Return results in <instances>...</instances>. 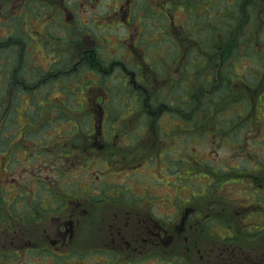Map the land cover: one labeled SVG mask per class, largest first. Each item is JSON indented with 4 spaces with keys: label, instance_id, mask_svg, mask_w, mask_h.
Returning <instances> with one entry per match:
<instances>
[{
    "label": "flooded vegetation",
    "instance_id": "flooded-vegetation-1",
    "mask_svg": "<svg viewBox=\"0 0 264 264\" xmlns=\"http://www.w3.org/2000/svg\"><path fill=\"white\" fill-rule=\"evenodd\" d=\"M18 1L19 4L12 0L0 2V40H8V45L0 50V53H6V58H9L3 63L0 62V68L3 65L1 69L6 75L12 71L15 72V67L21 63L22 53L14 54V51L22 49L23 52H27L25 48L28 45V42L24 40L27 31L23 29H21L23 44L20 46L17 43H14L15 46L9 44L12 39L21 43L18 36L14 34L16 30L13 23L16 20L28 18V11L34 9L33 6L40 5L37 0ZM117 1L119 4H126V8L125 16L120 22L114 20L111 14L107 16L115 21V25L125 28L132 24L135 26L139 18L143 25L149 21L150 24L155 25L153 22L155 17L156 25L164 30L162 38L170 37L168 42L161 43L164 53L161 62L166 67L160 71H168L171 80L161 81V83L167 88V92L175 97L170 104H173V107L178 109L177 112L181 113V115L172 116L174 127L170 133L189 134L193 127H197L192 123H198L200 115H195L196 113L193 112H201L202 101L205 104L207 98L212 100L209 103L212 104L222 101L225 94L232 96L234 102L232 106L237 107V114L231 116L235 121L232 119L226 123L239 124L244 121L249 124L251 122L248 120L251 116L240 115L241 106L244 109L246 107V111L250 107V112L255 109L262 111L261 108L264 106V35L262 34L264 32V0H155V8L151 7L146 0ZM143 3L148 6H143L142 14H138V11L142 9L140 5ZM85 4H89V1L80 4L82 9ZM92 4L91 12L104 3L103 0H92ZM42 5L51 7L47 4ZM53 9L56 8L53 7ZM135 9L136 16L132 12H135ZM53 17H56V12ZM94 17L96 16L92 18ZM95 24H98V21ZM199 27L207 28V34L201 37L203 30ZM173 28L178 32L173 33ZM141 36L140 30L133 42L130 40V45L123 42L120 46L130 49L129 53H134L133 47L136 46L139 49L138 39ZM35 37L42 36L31 37V40L36 41ZM95 37L98 44L96 48L104 49L103 42L107 44V40L103 36ZM51 49L58 58H50L47 61L48 68L37 65L31 60L25 64L27 67L25 72L32 70L37 79H45L43 86L48 88L53 86L67 90L79 82L80 85L76 89L85 97V106L90 107L84 109L82 104H78L82 108L79 116L81 121L78 120L77 124H73L70 130H61L63 135H55L57 131L46 132L45 129V124L54 123L59 117L51 116V119L47 120L42 116L39 124L45 132L32 131L36 123L31 120L21 131L4 136L9 148L6 159L22 148L23 154L29 158L28 165L31 164V168L25 169L26 167L23 166L25 163H19V166L22 165L24 172L27 171L26 176L30 173L33 175L25 179L22 177V181L18 179L20 177L18 172H16L18 175L16 178L15 172L7 174L4 181L12 183L13 186L15 183L18 185L15 189L16 194L11 198H28V202L25 201L23 206H29V203L35 202L33 198H48V202H45L46 206L39 205L45 210L38 222H46L50 214L55 226L53 225L51 233L46 231L45 226L41 227V232L34 237V230L28 228L24 222V216H20V220L25 227L16 218L23 206L16 210V215L15 212L10 213L5 208L3 213L8 218L1 221L3 227L0 230L5 239L0 242V264H264V226L261 228L248 226L249 224L245 223L247 218L244 212L234 211L237 218L230 223L229 234L223 237L216 235L217 243L204 242L203 235L206 230L203 223L208 216L202 214V210L197 206L202 205V202L206 205L207 198H215L208 194L212 195L213 191H217L220 183L226 178L225 175L206 168L199 162H196L198 167L193 166L189 155L177 158L174 160L175 164L161 163L164 165L161 175H165L164 172L168 170L176 171L173 174V186L179 187L186 179L192 180L196 177V172L191 173L192 167H195V171L201 169L200 175L210 180L209 186L207 184L204 187L205 190L191 189L189 198L177 200L178 210L162 221L156 220L154 210H151L155 208V194L152 190L142 188L141 180H139L140 184L130 183L129 179L134 176L144 178L153 176L155 160H165V153L168 150L159 146L162 138L155 140V130L158 132L162 130L158 122L161 116L158 113L155 116V107L159 110L160 106L168 105L160 91L154 97L151 95V90L147 89L146 85L152 81L151 76L148 79L144 73L139 75V72L127 68L128 63L124 59L113 61L107 53L104 60L100 56L99 59L95 49L75 53L72 61L62 67L60 52L56 48L51 47ZM140 51L143 50L140 49ZM137 58L139 59L137 56H128L131 65L141 70ZM166 60H170V64H167ZM68 66H71V69L63 71ZM181 67L184 68L182 71H180ZM43 71L46 72L45 75L39 77L38 72ZM93 75L96 77L93 78ZM112 76H119L123 82L122 87L126 88L125 95L137 107L149 108L150 114L136 116L144 118L140 124L132 118L129 121L130 129L126 132L117 131L109 134L104 127L111 121L108 115L103 114L105 110L103 106L108 101L106 99V92L109 90L107 81ZM182 76L189 78L193 76L199 79V87L196 90L184 89L175 94L183 80ZM57 79L59 81H56ZM28 82L29 80H24L22 84L29 86ZM227 84L228 87L225 88ZM40 88L44 91L42 87ZM25 92L30 95V101L32 96L30 89ZM151 99L154 104H151ZM151 107L154 110L151 111ZM97 109L103 111L99 115L96 130H94ZM227 116L229 115L217 117ZM259 118H264V113ZM87 119L89 130H83L82 124ZM137 126L138 129L134 130ZM110 128L114 126L110 124ZM236 128L238 129L239 125H236ZM29 136L35 140L29 142ZM15 137L18 139L16 140ZM15 158H18L16 154ZM39 160L44 162L41 164ZM94 166L101 168L95 171ZM43 167H47V171ZM78 167L83 169L80 172L83 179L79 181L74 178L75 174L72 171ZM49 169H53V173L58 179L60 178V181L53 179V173L48 174ZM228 169L238 171V168L234 166ZM228 169L218 168L221 173L229 171ZM185 170H190L189 174H181ZM235 173L239 175V172ZM236 175L230 180L237 181L239 178H235ZM114 178L127 180L120 183L114 181ZM62 181L65 182L64 185L61 184ZM151 181L154 184L153 180ZM159 182L160 180H156L157 184ZM253 184L256 183L250 182L251 186ZM132 186L140 187L138 188L141 190L140 195L132 190ZM256 187L261 189L262 185L259 184ZM258 191L261 192L260 190L255 192ZM261 194L264 198V194ZM29 198L32 199L29 200ZM101 198H104L107 203L124 204L128 201L138 204L129 205L127 210L123 209L111 214L114 222L104 230L102 239L100 240L98 236H96L98 238L92 237L85 244L81 241L80 235L81 218L85 215L88 224L93 222L96 218L94 216L96 202H102ZM127 198H138V200ZM144 200L149 201V204L147 205ZM195 202L200 203L194 206ZM142 205L145 209H142ZM197 209L201 212H197ZM262 211H264V204ZM191 221H194V226ZM130 223L131 225L128 226ZM22 247L26 248L22 250ZM16 256L18 257L15 260Z\"/></svg>",
    "mask_w": 264,
    "mask_h": 264
},
{
    "label": "rangeland",
    "instance_id": "rangeland-1",
    "mask_svg": "<svg viewBox=\"0 0 264 264\" xmlns=\"http://www.w3.org/2000/svg\"><path fill=\"white\" fill-rule=\"evenodd\" d=\"M2 1L4 0H0V2ZM37 1L40 5H35L33 6L34 9L28 11V18H22L13 23V27L16 30L14 34L15 36H18L20 42L22 41L21 36H23L21 35L23 34L21 29L27 31L26 35H24V40L28 42V45L25 48L27 52H23L22 49L14 51V54L21 55L22 53L21 63L15 67V72L12 71L9 75L4 74L3 69H1L3 65L0 68V195H2V198H0V228L3 227L1 221L8 218L5 213H3L5 208H7V211L10 213L15 212L16 215V210L21 208L25 201L28 202V198H11L16 194L15 189L18 188V185L15 183L13 186L12 183L4 181L7 178V174H9V172H15L14 177L16 178L18 177L16 172H18L20 176L18 177L19 180H22V177L24 179L29 176L33 177L31 173L29 176H26V174H28L27 171L24 172V167H22V165L19 166V163H25V165H23L26 167L25 169L31 168V164L28 165L29 158H27L26 154H23L22 148L15 151V154L18 157L17 159L15 158V154H12L9 159H6L9 153V148L6 140H4V136H10L15 134V132L21 131L28 121L31 120L32 122L34 120L36 123V126L32 131L45 132L46 129V132L57 131L55 135H63L61 130L72 129L71 126L77 124L78 120H80L79 116L82 108L78 104H82L84 109L90 107L89 105L88 108L85 106V97L81 94V91L76 89V87H79L80 85L79 82L77 85L70 86L67 90L53 86L48 88L43 86L46 81L45 79H37L32 70L25 72V69L27 68L25 67V64L31 60L37 65H42L43 67L48 68L47 61L53 57L58 58V55L52 52L51 47H53V49L56 48L57 51L60 52L62 67L72 61V57L75 56V53L78 54L87 50L92 51L94 49L98 53V58L100 56L102 60H104L105 53H107L110 58L112 57L113 61H121L124 59L128 63V69L134 70L137 73L139 72V75L140 73H144L148 76V79L149 76H151L152 81H149L146 86L148 90H151L152 96L155 97V94L160 91L163 99H166L168 106L159 105V110L155 107V116L157 113L160 114L161 117L158 119V122L162 127L160 132L155 130V140L162 138L163 142L161 141L159 146L168 149L165 153L166 159L163 161L160 159L155 160V174L153 176H146L145 178L134 176L129 179L131 184H140L139 180H141L142 188H150L155 194V208L151 210H154L153 212L155 213L156 220L162 221L172 216L173 214H170L178 210L176 201H182L189 198L191 189L205 190L204 187H206L207 184L209 186L210 180H206L200 175L202 172L200 171L201 169L195 171V167H192L191 173L196 172V177H193L192 180L190 178H188V180L186 179V181H184L179 187L172 185L174 178L173 174L176 173V171L168 170L164 172L166 173L165 175L160 174L163 171L162 167H164L161 163L175 164L174 160H177V158H183L189 155L193 166L198 167L196 162H199L206 166V168H211L226 176V178L220 183V187L217 188V191H213L212 195L208 194L209 196H215V198H207L206 205L202 202V205L197 206L198 209L202 210L201 212L197 209V212H201L205 216H208L203 223L206 230L203 235L204 242L217 243L218 240L215 237L216 235L219 234L217 237H223L229 234L230 223L237 218L234 211L245 213V218H247L245 223H248V226L253 225L258 228L264 226V211H262L264 198L261 194H264V118H259L264 113V106L261 108L262 111L255 109L253 112H250L251 108L249 107L247 113L244 111V107H240L241 116H251L248 119L251 121L250 123L248 122L249 124L244 121L239 122V124H234L232 122L226 123L233 119L231 116L237 114V107H232L234 103L232 96L225 94L222 101L212 103V107H210L207 113H202L200 111L196 114L194 113L195 115H200L198 117L200 121L198 123H192L197 127H193L189 134H185V132H183V134L177 132L170 133L174 127L172 116L181 115V113H178V109L173 107V104H170L175 97L169 94L167 88L161 83V81L164 82L171 80L168 71H160L166 67L165 64L161 62L164 55L161 43L168 42L170 37L165 36L162 38V32H164V30L162 27L156 25L155 17L153 21L155 25H153V23L150 24V21L146 25H143V23L141 24L139 16H137L139 19L135 26L132 24L125 28L120 27L118 24L115 25L114 20L120 22L124 18L126 8V4H119L117 0H103L104 4L99 5L93 12H91V8H93L92 0H88L89 4H85L83 9L80 4L87 2V0ZM146 1L150 3L151 7L155 8V0ZM12 2H17V4L20 3L18 0H12ZM42 4H47L51 7ZM140 6L142 9L138 11V14H142L143 6H148V4L143 3V5ZM53 7L56 9H53ZM61 8H63V10H61ZM154 11L155 10H153V12ZM55 12L56 17L54 18L53 15ZM132 12L136 16V9L135 12ZM109 14H111L114 20H112L110 16L107 17ZM93 16H96L98 19L96 17L92 18ZM85 19H87V21ZM97 21L98 24H95ZM128 22L131 23L130 20H128ZM199 29L203 30V33L200 35L201 37L207 34V28L199 27ZM140 30L142 36L138 39L139 49L135 46L133 47L134 53H129L130 49L120 46L123 42L130 45V43L133 42L135 35L139 33ZM172 32L177 33L178 31L173 28ZM262 34L264 35V32ZM37 35H41L42 37H35L37 38L36 41L31 40V37L34 38V36ZM95 36H103V38L107 40V44L103 42V45L105 46L104 49L96 48L98 44ZM14 43H17L18 46L23 44L22 42H16L15 39H12V41L10 40L9 42V44L15 46ZM7 45V39L0 40V50H3ZM127 45L126 47H128ZM140 49L143 51H140ZM22 56L24 58H22ZM128 56L139 57V59H137L138 65L141 66V70L134 65H131ZM7 59L9 58H6V53L1 52L0 62L3 63ZM166 61L167 64H170V60ZM70 69L71 66H68L63 69V71H69ZM183 69L184 68L181 67L180 71ZM45 73V71L38 72V75L40 77V75H45ZM7 77L8 80L6 81ZM78 77L80 78V76ZM95 77L96 76L93 75V78ZM182 77L183 80L175 94H178V91L184 89L188 90L191 88L196 90L199 87V79H196L193 76H191V78L187 76ZM24 80H29V86L22 84ZM56 81H59V79ZM122 83L123 82L119 76L109 77L107 81L109 90L106 92V99L108 101L103 106L105 108L103 114L108 115V118L111 121V123H106L104 127V130L109 134H113L117 131L126 132L130 129L131 124L129 121L132 118L140 124L141 120L144 118H137L136 116H149L150 114L149 108L137 107V105L125 95L126 88L122 87ZM40 87H42L44 91H42ZM28 89H30V93L32 94L30 101V95L25 92ZM48 95L49 97L47 98ZM39 100H41V102ZM151 104H154L152 99ZM152 110H154V108L151 107V111ZM102 111V109H97V113H95L96 121L94 122V130H96L97 121ZM220 115L229 116L222 118L217 117ZM42 116L47 120L51 119V116L52 118L59 117V119L54 123H49V125L45 124L46 127L44 126V129L43 127H40L39 124L40 120H42ZM110 124H112L114 128L111 129ZM236 125H239L238 129L236 128ZM82 128L83 130H89L88 119L84 121ZM137 129L138 126L135 127L134 130ZM200 131L204 132L201 133ZM209 131H211V133ZM15 138L16 140L18 139L17 137ZM32 140L35 139L29 136L28 141L31 142ZM43 162L42 160H39V163L42 164ZM48 162L50 161L48 160ZM232 166L237 167L238 171L236 169H228ZM100 168L101 167L98 166L93 167L95 171ZM218 168H223L224 170L228 169L231 172L226 171L221 173V170H218ZM43 169L47 171V167H43ZM261 169L263 170L261 171ZM49 170L48 174L53 173V169ZM82 170L83 169L80 167L72 170L75 174L74 178L78 181L83 179L80 175ZM189 171L190 170H185V172L182 171L181 174H189ZM235 172H239V175H236ZM234 175L237 176L235 178H239L237 181H235V179L230 180ZM53 176V179L60 181V178L58 179L54 173ZM254 178H257V180H254ZM125 180L127 179L114 178V181L120 183H123ZM151 180H153L154 184ZM156 180H160L159 184L156 183ZM250 182L256 184L251 186ZM64 183V181L61 182L62 185H64ZM259 184L262 185L261 189L256 187V185ZM138 188L140 187L132 186V190L140 195L141 190H138ZM256 190H260L261 192H255ZM30 199L32 198H29V200ZM33 199L35 202L29 203L30 207L23 206L21 212L18 213L16 218L23 224V227H25L23 221L20 220V216H24V222L27 224L28 228L34 230V237L41 232V227L43 226H45L47 232L49 231V233H51L55 225L54 221L51 220L50 214L48 215L46 222H38L45 210L43 207H39V205L46 206L45 202H48V198ZM93 199L96 200L98 198ZM127 199L138 200V198ZM101 200L102 202H96L97 206L94 211V213L96 212L94 215L96 218L93 222L91 221V223L88 224L85 215L81 218L80 235L81 241L85 244L88 243L92 237H100L99 239H102L104 230L114 222L113 216H110L111 214L118 213L123 209L127 210L129 205L135 204L136 206L138 204L133 202L129 203L128 201L124 204L121 202H117L116 204L113 202L107 203L104 198H101ZM37 201H39V203H36ZM144 202L147 205L149 204V201L147 200H144ZM199 203L200 202H195L193 205L196 206ZM142 209H145L143 205ZM47 213H49V211ZM191 222L194 226V221ZM130 225L131 223L128 226ZM3 239L5 238L0 230V242H2ZM22 248V250H24L26 247ZM17 257L18 256L14 257V259L16 260Z\"/></svg>",
    "mask_w": 264,
    "mask_h": 264
},
{
    "label": "trees",
    "instance_id": "trees-1",
    "mask_svg": "<svg viewBox=\"0 0 264 264\" xmlns=\"http://www.w3.org/2000/svg\"><path fill=\"white\" fill-rule=\"evenodd\" d=\"M228 87V84L225 86V88ZM225 93H227L225 91ZM212 100L210 98H207V101H205V104H203L204 101H202V107H201V112L202 113H207V111H209L210 107H212V104H209ZM219 111V110H216Z\"/></svg>",
    "mask_w": 264,
    "mask_h": 264
}]
</instances>
